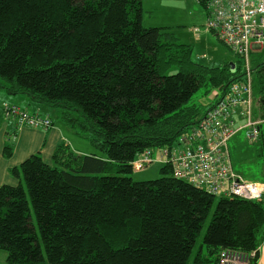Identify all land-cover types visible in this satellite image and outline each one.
<instances>
[{
	"label": "trees",
	"instance_id": "obj_1",
	"mask_svg": "<svg viewBox=\"0 0 264 264\" xmlns=\"http://www.w3.org/2000/svg\"><path fill=\"white\" fill-rule=\"evenodd\" d=\"M141 23V0H0V93L57 111L104 155L61 144L51 165L34 154L10 170L17 184L0 186L8 264H188L213 208L191 264H217L223 249L254 251L256 263L264 197L217 199L168 166L156 180L129 177L137 154L171 146L199 121L189 105L199 88L223 92L244 76L235 64L194 62L191 45ZM256 71L264 120V62Z\"/></svg>",
	"mask_w": 264,
	"mask_h": 264
},
{
	"label": "built area",
	"instance_id": "obj_2",
	"mask_svg": "<svg viewBox=\"0 0 264 264\" xmlns=\"http://www.w3.org/2000/svg\"><path fill=\"white\" fill-rule=\"evenodd\" d=\"M205 9V31L213 32L230 53L244 59V76L223 92L214 90L215 101L210 108L171 146L159 148L158 157H154V148L146 149L135 156L131 167L138 172L161 163L170 168L173 178L213 196L261 201L264 184L246 181L233 172L227 143L241 128H248L249 143L259 139L257 124L249 120L254 82L249 54L264 47V0H209ZM1 111L3 119L12 121L17 129L52 127L48 118L29 114L13 104L3 102ZM237 116L246 118L243 127L235 126ZM255 258L254 251L223 249L217 264H253Z\"/></svg>",
	"mask_w": 264,
	"mask_h": 264
},
{
	"label": "rangeland",
	"instance_id": "obj_3",
	"mask_svg": "<svg viewBox=\"0 0 264 264\" xmlns=\"http://www.w3.org/2000/svg\"><path fill=\"white\" fill-rule=\"evenodd\" d=\"M208 16V11L201 7L196 0H141V24L144 28H162L164 32L172 34L171 38H175L179 43H184L192 46V60L207 66H221L223 64H235L244 72V59L235 56L218 40L213 32L205 31V24ZM198 30L197 33L194 31ZM264 62V47L259 52H250L249 66L252 69L253 80L257 78V67ZM214 89L201 87L192 96L189 105H195L198 108V114L203 115L211 101ZM11 98V97H10ZM252 100L254 104L258 101V94L253 90ZM49 114L54 122H57V111L50 110ZM197 114V115H198ZM195 121V120H192ZM241 136V134H239ZM85 144L81 149L86 151V156H104L98 150L90 139H81ZM76 150L80 149L74 147ZM71 149V148H70ZM159 148H155L154 157H158ZM71 151H73L71 149ZM74 153H77L73 151ZM81 155V154H78ZM163 165L154 163L147 168L135 172L133 171L129 177L135 182L152 181L159 179ZM251 170H246V173H253L256 168L248 167ZM218 199V197H217ZM30 214L32 216L33 225H35L34 214L29 203ZM203 224L200 234L197 237L196 247L193 249L192 256L188 264L192 263L193 257L196 254L198 247L202 245L204 235L208 224L210 223L212 213ZM38 232V231H37ZM7 253L0 249V264H8L6 261Z\"/></svg>",
	"mask_w": 264,
	"mask_h": 264
},
{
	"label": "crops",
	"instance_id": "obj_4",
	"mask_svg": "<svg viewBox=\"0 0 264 264\" xmlns=\"http://www.w3.org/2000/svg\"><path fill=\"white\" fill-rule=\"evenodd\" d=\"M3 102L16 103L20 107L41 115H48L52 120V127L47 130L22 127L17 129L12 121L3 119L1 104ZM213 104L211 101L210 106ZM0 186L17 184V180L10 175V170L19 167L26 159L34 154H39L43 161L51 165L55 149L61 144L68 146L77 154L86 155V151L81 148L85 144L81 139L72 134L61 123L54 122L46 108L30 104L23 98H9L0 93ZM251 122L257 124L259 128V139L255 143H249L246 138L248 128H241L228 141L230 162L233 172L242 179L250 182H259L264 184V120L261 118L258 102L254 104L252 100L250 108ZM244 116L235 118V126L243 127L246 124ZM241 134V136H239ZM6 146L12 149V155L5 158L3 150ZM74 147L80 149L76 150ZM256 166L253 173H246L251 170L248 167ZM258 259L255 264H264V242L259 248Z\"/></svg>",
	"mask_w": 264,
	"mask_h": 264
},
{
	"label": "water",
	"instance_id": "obj_5",
	"mask_svg": "<svg viewBox=\"0 0 264 264\" xmlns=\"http://www.w3.org/2000/svg\"><path fill=\"white\" fill-rule=\"evenodd\" d=\"M232 67H233V64H232Z\"/></svg>",
	"mask_w": 264,
	"mask_h": 264
}]
</instances>
